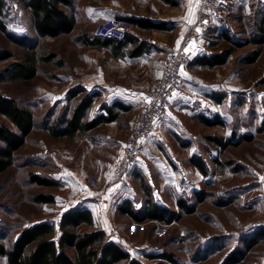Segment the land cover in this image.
Here are the masks:
<instances>
[{
  "label": "rangeland",
  "instance_id": "rangeland-1",
  "mask_svg": "<svg viewBox=\"0 0 264 264\" xmlns=\"http://www.w3.org/2000/svg\"><path fill=\"white\" fill-rule=\"evenodd\" d=\"M182 1L186 4L177 8ZM7 2L5 20L11 35L0 31V55L10 52L11 57L0 59V77L18 62H25L32 52L41 59L30 81L0 78V92L31 108L36 116L35 128L17 151L14 164L0 173V243L10 246L23 227L58 220L65 209L86 206L93 211V228L105 230L107 240L119 243L143 264L161 262L159 254L166 251L173 252L182 264H264V238L239 261L229 258L233 252L245 250L254 236L256 230L240 232L243 224L264 220V46L248 43L224 65L209 67L193 61L176 101L135 169L116 174L139 110L114 105V94L122 86L150 85L156 73L161 75L165 55L154 47L134 58L130 51L135 45H130L116 56L108 47L86 42L95 36L101 21L126 10L167 23L166 30L133 26L132 34L140 40L153 38L169 47L181 45L195 24L189 25L195 5L190 15L189 0H72L63 8L76 18L73 31L40 36L23 0ZM183 12L188 27L184 38L174 45L178 22L164 20L181 17ZM263 18L264 0H226L219 19L222 23L190 44L194 57L222 52L229 44L223 31L236 40L257 36ZM258 48L262 51L257 61L245 63V56ZM78 80L98 82L91 88L79 84L99 94L88 118L107 114L105 106L114 105L118 119L74 137H56L53 128L63 127L58 124L60 117L70 115L84 95L68 98ZM207 119L214 124L204 121ZM219 121L222 123H216ZM0 123L17 130L3 114ZM217 137L228 145H218ZM194 160H200L203 167ZM31 174L57 185L34 183ZM89 175L98 182L89 183ZM39 194H53L55 202H40ZM148 196L161 207L182 212L181 219L137 221L120 211L126 201L141 211ZM180 200L195 211H182ZM0 264H8L7 258L0 256Z\"/></svg>",
  "mask_w": 264,
  "mask_h": 264
},
{
  "label": "trees",
  "instance_id": "trees-1",
  "mask_svg": "<svg viewBox=\"0 0 264 264\" xmlns=\"http://www.w3.org/2000/svg\"><path fill=\"white\" fill-rule=\"evenodd\" d=\"M23 2L30 9L34 27L40 36H58L73 31L76 18L63 8V6L71 5L72 0H23ZM7 5V0H0V31L11 35L5 20L8 13ZM115 18H126L134 27L141 29H169L166 22L154 21L151 18L134 15H118ZM213 29H215L214 26L206 34H209ZM222 35L229 43L222 52L202 54L196 58L193 57L192 62L209 67L224 65L238 48L248 43L264 46V18L261 21L259 34L249 40L232 39L224 31ZM86 43L108 47L116 56L123 55L126 47L135 45L130 51L132 57L148 51L149 45H151L132 33L127 34L124 39L101 38L95 35L92 40H88ZM261 51V48L252 51L245 56L243 61L249 64L256 62ZM9 57H11L10 52L0 55V59ZM40 59L37 57V53L32 52L25 62H18L6 73V76L0 77L1 80L30 81L38 72ZM76 86L69 89L68 98L71 100L80 97L81 93L84 95L75 102L70 115L65 113L60 117L58 124H63V127L53 128L56 137H74L78 133L88 132L100 124L118 119L114 105H120L119 102L105 106L107 114L88 118V112L99 94L89 92L82 85ZM0 114L5 115L17 128L15 130L5 123H0V173H2L14 164L17 151L26 144L27 137L35 128L36 116L31 108L21 106L15 98L2 92H0ZM204 121L211 125L214 124L208 119ZM247 138L250 140L252 136L249 135ZM214 141L224 147L229 143L223 142L222 138L218 137ZM194 161L198 166L203 167L200 160ZM30 179L42 186L57 185L54 180L38 174H31ZM37 200L43 203H53L55 196L53 194H39ZM179 206L182 211L190 213L195 211V208L187 205L184 200L179 201ZM120 211L129 214L137 221L152 219L171 223L182 217V212L161 207L153 202L149 196L141 211L135 210L130 201L122 204ZM94 224L95 219L91 208L86 206L68 208L62 212L58 220H45L23 227L10 246L1 242L0 256L6 257L8 264H143L140 259L133 257L122 245L113 240H107L105 230L93 228ZM253 235V238L247 241L245 250L232 253L229 257L232 262L244 258L247 251L264 238V227L256 230ZM158 258H161L162 261L157 264H182L173 252H163L159 254Z\"/></svg>",
  "mask_w": 264,
  "mask_h": 264
},
{
  "label": "built area",
  "instance_id": "built-area-1",
  "mask_svg": "<svg viewBox=\"0 0 264 264\" xmlns=\"http://www.w3.org/2000/svg\"><path fill=\"white\" fill-rule=\"evenodd\" d=\"M225 3L226 0H200L199 17L191 28V33L186 37L185 43L181 45L169 47L160 44L153 38L145 40L164 52L162 73L158 81L146 91L145 98L151 103L147 102L145 98L141 102L139 120L130 139L124 144L122 158L115 167L116 174L131 172L137 166L144 149L183 86L184 75L181 74V68L185 73L194 57L190 44L193 40L202 38L201 35L208 32L214 22L221 18ZM132 28L133 24L126 18H108L97 25L94 34L101 38L124 39L127 34L132 33ZM87 180L92 184L98 182L94 175H89ZM263 226L264 220L252 221L243 224L240 232L242 234L249 233Z\"/></svg>",
  "mask_w": 264,
  "mask_h": 264
},
{
  "label": "crops",
  "instance_id": "crops-1",
  "mask_svg": "<svg viewBox=\"0 0 264 264\" xmlns=\"http://www.w3.org/2000/svg\"><path fill=\"white\" fill-rule=\"evenodd\" d=\"M183 6L186 4V2L183 3L180 2L176 7L179 8L180 6L179 5H182ZM199 6V7H198ZM198 6L195 5L194 7V19L192 20V22H189L190 24L189 25H192L195 23L196 19H197V16L199 15V8H200V5L198 4ZM196 10V11H195ZM183 14L184 12L182 13V16L181 17H178V18H170V20L168 19H165L164 21H176L178 22V24H176V29H174L175 31V41H177L176 43H174V45L178 44V42H180L183 38H184V35L186 33V27H188V25L186 24V22H184L185 20H182V17H183ZM121 16H127V15H134L133 13L129 12V11H126V10H122V13L120 14ZM223 20V19H222ZM226 22V21H225ZM222 23V21H219V20H216L214 22V28L218 27L220 24ZM143 40V39H142ZM156 40V39H155ZM156 41H159L158 39ZM155 46H153L152 44L149 45V48H148V51H152V48H154ZM146 51H144L143 54H145ZM141 55H138V56H134V58L136 57H140ZM164 61V60H163ZM163 65V64H162ZM162 68V67H161ZM160 76V71L158 73H156L154 76H153V80L152 82L150 83V85L148 86H143V87H138V86H130V87H126V86H122L123 88H121L120 90H117V92H115L114 96V99L116 102H119L120 106L122 108H130V109H134V110H139V107L141 105V102L143 101V99L145 98L146 96V91L148 89V87H151V85L155 82V80ZM82 83L84 86L86 87H93V85H97V81H94V82H85V81H76V83L74 84L75 85H78ZM177 98H174L173 101H176ZM114 101V102H115ZM110 106V105H109ZM126 106V107H125ZM105 109V108H104ZM155 134V133H154ZM154 137V135H153ZM152 137V138H153ZM152 140V139H151ZM150 140V141H151ZM115 182V181H114ZM113 182V183H114ZM66 210V209H65Z\"/></svg>",
  "mask_w": 264,
  "mask_h": 264
},
{
  "label": "snow or ice",
  "instance_id": "snow-or-ice-1",
  "mask_svg": "<svg viewBox=\"0 0 264 264\" xmlns=\"http://www.w3.org/2000/svg\"><path fill=\"white\" fill-rule=\"evenodd\" d=\"M198 4H199V0H189V5H190V15L193 14L192 7H191V6H192V5H196V6H198ZM190 22H192V21H190ZM205 23H206V22H205ZM197 31H199V29H197ZM178 43H179V42H178ZM185 51L187 52L188 49L186 48ZM181 74H182V75H186V73L183 72V69H182V68H181ZM145 100H146L147 102L151 103V101H148L147 98H145Z\"/></svg>",
  "mask_w": 264,
  "mask_h": 264
}]
</instances>
